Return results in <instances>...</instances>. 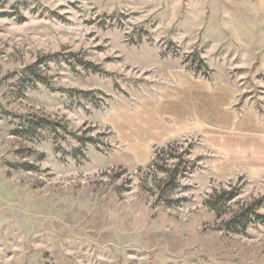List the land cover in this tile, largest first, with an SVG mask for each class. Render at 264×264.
<instances>
[{
    "label": "rangeland",
    "instance_id": "374dc122",
    "mask_svg": "<svg viewBox=\"0 0 264 264\" xmlns=\"http://www.w3.org/2000/svg\"><path fill=\"white\" fill-rule=\"evenodd\" d=\"M263 198L264 0H0V264H264Z\"/></svg>",
    "mask_w": 264,
    "mask_h": 264
},
{
    "label": "trees",
    "instance_id": "16d2710c",
    "mask_svg": "<svg viewBox=\"0 0 264 264\" xmlns=\"http://www.w3.org/2000/svg\"><path fill=\"white\" fill-rule=\"evenodd\" d=\"M199 64L201 68H206L203 61L198 59ZM80 64L87 70H93L95 72H98V69H96L93 65L90 63L85 62L84 60L79 61ZM209 74H204V78H209ZM31 129L28 130H36V129H46V130H54L53 125L46 120L40 119L37 120L36 123L30 127ZM28 132V131H27ZM21 134V133H20ZM24 136L26 134L30 133H22ZM169 147V146H168ZM165 148L163 149H157L155 152V155H159L161 157V163L156 166V170L162 171L165 175H167L169 178L170 182V189L172 192H174L177 188L178 185L176 186V180H177V175H180L184 173L185 171V166L188 164L187 162L182 161V156L178 158H174L177 160V165L173 168H168L167 165L165 164L166 160V152L164 151ZM170 169V170H169ZM235 194L232 192H218L215 191L209 199L206 200L205 204L207 205L208 208L216 211L221 218L222 216V211L226 206L233 202L235 199ZM169 207H178V203L173 202V201H168ZM264 206V198L262 200L256 201L254 203H251L250 205L246 204L242 206L238 212L235 213L230 219L228 220H223L220 227L224 231H227L228 233L234 234V235H244L247 233L248 229L252 225H257V224H264V215L259 213V210Z\"/></svg>",
    "mask_w": 264,
    "mask_h": 264
}]
</instances>
